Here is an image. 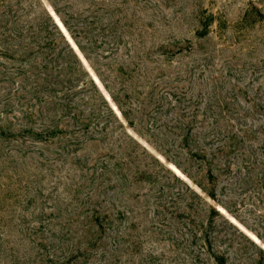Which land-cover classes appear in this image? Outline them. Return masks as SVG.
Instances as JSON below:
<instances>
[{"label": "rangeland", "instance_id": "374dc122", "mask_svg": "<svg viewBox=\"0 0 264 264\" xmlns=\"http://www.w3.org/2000/svg\"><path fill=\"white\" fill-rule=\"evenodd\" d=\"M0 264H264V0H0Z\"/></svg>", "mask_w": 264, "mask_h": 264}, {"label": "trees", "instance_id": "16d2710c", "mask_svg": "<svg viewBox=\"0 0 264 264\" xmlns=\"http://www.w3.org/2000/svg\"><path fill=\"white\" fill-rule=\"evenodd\" d=\"M45 14L47 15V12L45 11ZM49 15V14H48ZM57 23V25L59 26V28L62 30H64V32H65V29H64V27L62 26V25H60V23L57 21L56 22ZM55 28V31H56V33H57V35L60 37V38H62V39H64V37H63V35H62V33L59 31V29H57L56 27H54ZM63 32V31H62ZM65 36H66V38H67V40H69L70 41V37L67 35V33L65 32ZM71 42V41H70ZM73 48H74V50L76 51L77 49L73 46ZM70 52L73 54V56L75 57V59H76V63L77 64H81V62H80V60H79V58L77 57V55L73 52V50L72 49H70ZM212 195V194H211ZM210 211H211V213L212 214H214V213H216V211L213 209V208H211V209H209ZM207 231H209V230H207ZM207 235V234H206ZM207 241H209V246L210 247H213V244H212V241H210L209 240V233H208V235H207V239H206Z\"/></svg>", "mask_w": 264, "mask_h": 264}, {"label": "bare ground", "instance_id": "6f19581e", "mask_svg": "<svg viewBox=\"0 0 264 264\" xmlns=\"http://www.w3.org/2000/svg\"><path fill=\"white\" fill-rule=\"evenodd\" d=\"M66 35V34H65Z\"/></svg>", "mask_w": 264, "mask_h": 264}]
</instances>
